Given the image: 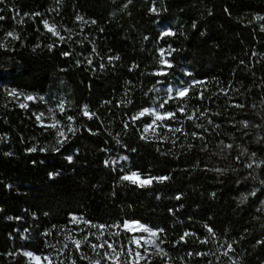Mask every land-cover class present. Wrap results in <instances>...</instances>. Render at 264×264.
<instances>
[{
	"label": "trees",
	"instance_id": "1",
	"mask_svg": "<svg viewBox=\"0 0 264 264\" xmlns=\"http://www.w3.org/2000/svg\"><path fill=\"white\" fill-rule=\"evenodd\" d=\"M262 17L264 0H0V264H264ZM151 107L174 116L148 137ZM124 221L159 251L131 259Z\"/></svg>",
	"mask_w": 264,
	"mask_h": 264
},
{
	"label": "rangeland",
	"instance_id": "2",
	"mask_svg": "<svg viewBox=\"0 0 264 264\" xmlns=\"http://www.w3.org/2000/svg\"><path fill=\"white\" fill-rule=\"evenodd\" d=\"M49 27L52 28L50 25H49ZM46 29L49 30V28H46ZM159 29H160V32H161L162 35H164V33L168 32V31L172 32L166 26H160ZM51 32H54V30L51 31ZM161 50H163V59H166V57L168 55V47L161 46V47L158 48L159 56L162 59ZM163 88L166 91L167 98H169V97H174V96L175 97H180V96H178L177 93L180 90H182V89H184L186 87L177 86V85H174V84L171 83V84L164 85ZM27 96H32L34 99L28 100V99L25 98ZM38 98L39 97H37L34 94H28V95H25L23 98L18 96L17 99H18V102L22 105V104H24L27 101L35 102ZM146 109H148L149 111L148 112H144L145 109H143V110H141L138 113V116H140L139 114L141 112H144L143 115H149V117H150L149 122L142 126L141 132H142V134L144 136L152 137L155 133L158 132V127H163L164 126L163 119L168 118L169 116H167V114H168L167 112H161V111H159L157 109V107H151V108H146ZM157 114H159L163 118L158 120L157 119ZM37 116L40 117V119H42V117H43L40 114H38ZM166 129H168V126H166ZM124 158H125V156H123V155L110 156V157H108L106 159V163H108L111 166H115V167H118L119 169L124 170L125 169L124 168L125 167L124 163L126 162V159H124ZM130 172H132V171H130ZM130 172H125L123 174V176L125 174L130 173ZM147 178H150V177L147 176V175H140V177H139V179H147ZM135 184H138V183H135ZM128 222H133V221H128ZM139 224H141V223L139 222ZM141 225H144V224H141ZM148 228H150V227H148ZM150 229H152V228H150ZM152 230L156 231L155 229H152ZM126 231H128L129 233L132 234V236H131V246L129 248V250H131V253H132V255H130L131 259L138 261L142 257H144L145 255L152 254L154 252H158L159 251V247H157L158 244L156 242V237H152L149 233L143 232L141 230H138L135 226H133L131 228V230L126 229ZM134 237L135 238H140V245L139 246L134 242ZM153 241L155 243H153ZM137 252H139L141 254V258H139V259L136 257V253ZM25 253H31V252L23 251V254H24V256H25V258L27 260V264H53L48 258L45 259V256L42 257V256H39L37 254H33L32 253L33 255L30 257V256L25 255ZM104 253H107V251L105 249H104ZM36 256L41 257L40 261H36L34 259V257H36Z\"/></svg>",
	"mask_w": 264,
	"mask_h": 264
},
{
	"label": "snow or ice",
	"instance_id": "3",
	"mask_svg": "<svg viewBox=\"0 0 264 264\" xmlns=\"http://www.w3.org/2000/svg\"><path fill=\"white\" fill-rule=\"evenodd\" d=\"M152 11H156V9L153 8ZM36 15H39V14L37 13ZM77 19H78V20H82L83 18H82V17H77ZM261 19H264V17H262ZM45 27H46V28H49L50 31H53V29L49 27L47 21H45ZM54 34H56V33L54 32ZM8 35L11 36L12 33H9ZM164 35H174V33L168 31V32H165ZM170 54H171V52H169V55H170ZM161 57H162V59H161V63H162V64L167 65L168 67H171V66H172L171 63H170L168 60L163 59V50H161ZM159 74H164V73L161 72V73H159ZM187 92H188V89H187V88H184V89L180 90L177 94H178V96L183 97V96H185V94H186ZM9 94H10V95H13V96L17 95V93H16L15 90H12ZM25 98L28 99V100H32V99H34L32 96H27V97H25ZM21 107H26V105H23V104H22ZM148 111H149L148 109H145V110H144V112H148ZM144 112H141L139 115H143ZM84 114H85V115H88V114H89L86 108H85V112H84ZM167 116H169V117H173V116H174V113H168ZM162 118H163V117H161L159 114H157V119H158V120H159V119H162ZM37 119H40V117H37ZM69 119H71V117H69ZM134 119H135V117H134ZM189 119H191V117H189ZM244 126L247 127V122H244ZM69 130L71 131L72 129L70 128ZM176 131H180V129H176ZM59 135H60V136H64V133L61 131V132L59 133ZM63 142H64V141H58V143H61V144H62ZM229 147H230V145H229ZM35 150H36L35 148L30 149V151H35ZM68 159L71 160V157H68ZM124 159H126V157H125ZM249 167H251V165H249ZM139 177H140V174H139L138 172H130V173L125 174L124 176H122L121 179H122V180H125V181H130V182H132V183H138V185H139L140 187H144V186H147V185L151 184L153 180H158V181H161V182H162V181L168 179V177H166V176H161V177H150V178H147V179H139ZM254 194H255V193H253V195H254ZM177 198H179V197H177ZM76 219H77L76 217H73V220H76ZM133 226H135L138 230H141V231H143V232H147V233H149L152 237H157V236H158L157 231H154V230L148 228V227L145 226V225H141V224H139V222H135V221H133V222H125V224H124V227H125L126 229H129V230H131V228H132ZM100 227H104V226L101 225ZM160 231H162V230H160ZM208 231L211 233V232H212V229L209 228ZM185 235H188V234L185 233ZM181 239H183V237H182ZM134 242L139 246V245H140V238H135V237H134ZM204 242H205V241H202V243H204ZM105 243H107V242H105ZM153 243H155V242L153 241ZM74 244L76 245L77 249H79L80 244H81V241H74ZM103 246H104V245H100L99 247H103ZM92 247L95 249V248L97 247V245H92ZM108 247H109L110 249H113V251H115V249L113 248V245L108 244ZM157 247H159V246L157 245ZM229 248H231L230 245H229ZM160 251H162V249H160ZM128 254H129V255H132L131 250H129V253H128ZM225 254H227V253H225ZM25 255L31 257L33 254H32V253H25ZM104 255H105V256H108V253H105ZM136 257H137L138 259L141 258V254H140L139 252H137V253H136ZM34 259H35L36 261H40L41 257L36 256V257H34ZM45 259H47V257H45ZM117 259H118V255H117ZM96 264H99V261H97Z\"/></svg>",
	"mask_w": 264,
	"mask_h": 264
},
{
	"label": "water",
	"instance_id": "4",
	"mask_svg": "<svg viewBox=\"0 0 264 264\" xmlns=\"http://www.w3.org/2000/svg\"><path fill=\"white\" fill-rule=\"evenodd\" d=\"M125 222H128V221H124V222H123V224H122V228L126 230V228L124 227ZM135 222H138V221H135Z\"/></svg>",
	"mask_w": 264,
	"mask_h": 264
}]
</instances>
